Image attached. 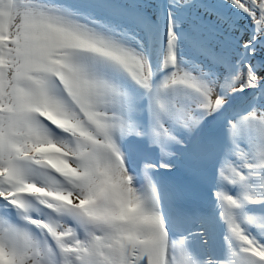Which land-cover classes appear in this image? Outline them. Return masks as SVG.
<instances>
[{
	"label": "snow or ice",
	"instance_id": "obj_1",
	"mask_svg": "<svg viewBox=\"0 0 264 264\" xmlns=\"http://www.w3.org/2000/svg\"><path fill=\"white\" fill-rule=\"evenodd\" d=\"M0 264H264V0H0Z\"/></svg>",
	"mask_w": 264,
	"mask_h": 264
}]
</instances>
